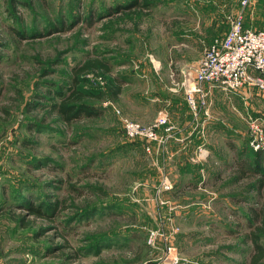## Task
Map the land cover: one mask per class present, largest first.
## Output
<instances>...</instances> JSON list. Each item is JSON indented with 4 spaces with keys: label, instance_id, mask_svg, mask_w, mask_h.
I'll return each instance as SVG.
<instances>
[{
    "label": "rangeland",
    "instance_id": "obj_1",
    "mask_svg": "<svg viewBox=\"0 0 264 264\" xmlns=\"http://www.w3.org/2000/svg\"><path fill=\"white\" fill-rule=\"evenodd\" d=\"M238 1L0 0V263L161 264L168 243L179 264H247L245 234L255 226L247 206L264 196L258 175L236 178L227 144L247 147V160L259 154L263 166L264 148L250 140L264 145V83L240 89L259 103L209 92L196 115L184 93ZM95 59L109 67L84 73L101 114L66 125L49 104ZM114 108L142 125L166 113L171 129L159 130L162 141L129 138ZM186 121L188 130L205 124L201 136L185 138ZM165 179L172 189H158ZM31 202H57L55 215L27 216L21 227L11 212Z\"/></svg>",
    "mask_w": 264,
    "mask_h": 264
},
{
    "label": "built area",
    "instance_id": "obj_2",
    "mask_svg": "<svg viewBox=\"0 0 264 264\" xmlns=\"http://www.w3.org/2000/svg\"><path fill=\"white\" fill-rule=\"evenodd\" d=\"M252 3L253 0L238 1V8L226 32L212 40L195 65L192 81L184 89L187 105L195 115L205 108L211 88L237 92L242 88L264 83V29H256L245 23L246 10ZM114 111L120 116L117 108ZM120 118L125 135L132 139L162 141L165 136L159 135V130L167 132L171 129L166 113L159 114L149 125ZM250 145L255 150L264 148L255 138L250 140ZM169 187V182L165 179L158 189ZM180 262L177 250L170 244H165L161 264Z\"/></svg>",
    "mask_w": 264,
    "mask_h": 264
},
{
    "label": "trees",
    "instance_id": "obj_3",
    "mask_svg": "<svg viewBox=\"0 0 264 264\" xmlns=\"http://www.w3.org/2000/svg\"><path fill=\"white\" fill-rule=\"evenodd\" d=\"M134 3H136V0H134ZM145 4L147 3L145 2ZM89 66L97 70L109 69L108 65L102 60H87V62H85L75 70V74L72 77L70 84H68L67 86V91L60 92L57 90V100L49 104L50 111L54 113L66 125H70L71 123L80 121L84 118L96 117L101 114V109L99 107L87 101L88 97H100L98 89L85 86L89 82V80L87 79V77H85L84 73L88 70L87 68ZM109 82L110 83L107 88L111 91L112 96L116 97L120 93L122 84L121 80L116 76ZM227 146H229L233 151L232 162L230 166L235 172L236 178H252L258 175V177L255 179L256 183L254 188L257 192L258 198H262L264 196V164L263 166H260L258 156L259 154H256L255 157L247 160V156H245L247 153V147H243L242 149L237 151L232 142H228ZM186 185V187L189 189L196 187V184H193L191 182H187ZM71 187L74 186L71 185ZM18 205L19 208H22L24 211L19 213L11 212V218L17 220L21 227H27L31 224L32 221L30 219H27V216L44 217L51 219L52 214L53 216L55 215L57 202L53 205H47L48 207H50L48 209H45V207L43 208L41 204H34L32 202L29 204L20 203ZM247 210L251 216V219L255 222V226L245 234V238L249 240L252 245V250L249 255L247 264H259V262L264 257V247L260 242L261 236L264 234V202H262L261 205H259V207L257 208L254 205L249 204L247 206ZM58 235L64 236L61 233H59ZM63 240L64 245H66L68 241L64 237Z\"/></svg>",
    "mask_w": 264,
    "mask_h": 264
},
{
    "label": "crops",
    "instance_id": "obj_4",
    "mask_svg": "<svg viewBox=\"0 0 264 264\" xmlns=\"http://www.w3.org/2000/svg\"><path fill=\"white\" fill-rule=\"evenodd\" d=\"M245 23L253 28H256V29H264V0H253V3L251 4V6L246 10V13H245ZM195 67V65H194ZM214 93V96H219V95H224L225 96V99L224 100H229L230 104L232 102L233 103H238L239 102V99H240V96H245L246 98L250 99L252 101L255 102V103H259L261 102V108L263 109L264 107V99H262L261 101H259V97L256 93H253L252 96L251 94L249 95L248 93L242 91V90H239L237 92H225L223 90H221L220 88H217V87H214V88H211L210 90V96ZM168 96V95H167ZM159 98V97H156V99ZM161 99V98H160ZM166 101H169V100H166ZM169 103L173 106L174 103L169 101ZM231 104V105H232ZM252 107H253V104H252ZM259 106L257 107V104H256V108H253V109H250L251 112L255 113V114H259L260 112L257 111V110H254V109H258ZM259 108V109H261ZM187 121L186 122H183L182 123V126L180 129L184 130V132L186 131L184 128L187 127V133L185 134V138H190L191 137H198V136H201V133L202 131L204 130L205 128V124H197V126L194 128H191L192 130H188L189 127H191V125H187ZM178 139V138H177ZM197 147V150H199L200 152H202L201 154L204 155V158L205 159L210 153L208 150H205V149H202L201 146H200V142L198 143V145H196ZM198 151V152H199ZM200 152H199V157H203L202 155H200ZM198 158H191L190 160L191 161H194ZM202 159V160H203ZM200 161V160H198ZM175 184H173L174 186ZM172 186H170V189H171ZM200 187V186H199ZM198 187V188H199Z\"/></svg>",
    "mask_w": 264,
    "mask_h": 264
}]
</instances>
